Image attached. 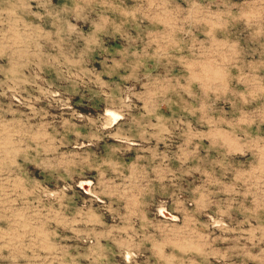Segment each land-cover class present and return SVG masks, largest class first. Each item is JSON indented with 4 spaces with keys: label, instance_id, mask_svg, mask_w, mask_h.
<instances>
[{
    "label": "rangeland",
    "instance_id": "rangeland-1",
    "mask_svg": "<svg viewBox=\"0 0 264 264\" xmlns=\"http://www.w3.org/2000/svg\"><path fill=\"white\" fill-rule=\"evenodd\" d=\"M0 264H264V0H0Z\"/></svg>",
    "mask_w": 264,
    "mask_h": 264
},
{
    "label": "water",
    "instance_id": "water-1",
    "mask_svg": "<svg viewBox=\"0 0 264 264\" xmlns=\"http://www.w3.org/2000/svg\"><path fill=\"white\" fill-rule=\"evenodd\" d=\"M91 182V181H90ZM92 182L89 183L88 180H83L80 182V186L87 192V193H91V186ZM161 215L169 218L173 221H178L179 220V216H177L176 214L172 213L171 211L167 210L166 208L161 210Z\"/></svg>",
    "mask_w": 264,
    "mask_h": 264
},
{
    "label": "bare ground",
    "instance_id": "bare-ground-1",
    "mask_svg": "<svg viewBox=\"0 0 264 264\" xmlns=\"http://www.w3.org/2000/svg\"><path fill=\"white\" fill-rule=\"evenodd\" d=\"M110 112V114H109V118H110V122L111 121H113V120H117L118 118H119V116H120V114H118L116 111H114V110H110L109 111ZM89 182V181H88ZM89 183H91V182H89ZM91 187V186H90ZM92 190V189H91ZM163 209H165L164 207H162L161 208V210H163ZM160 210V211H161Z\"/></svg>",
    "mask_w": 264,
    "mask_h": 264
}]
</instances>
